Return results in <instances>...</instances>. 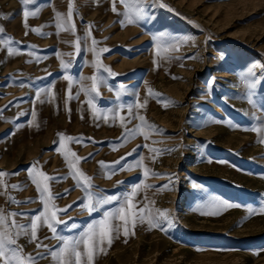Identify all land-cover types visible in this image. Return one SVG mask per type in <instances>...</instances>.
<instances>
[{
  "label": "rangeland",
  "instance_id": "1",
  "mask_svg": "<svg viewBox=\"0 0 264 264\" xmlns=\"http://www.w3.org/2000/svg\"><path fill=\"white\" fill-rule=\"evenodd\" d=\"M72 4L75 35L55 27L56 13L66 14L69 0H37V5H29L30 9L39 6L40 11L27 19L28 28L19 0H0V26L4 35L18 42L12 47L20 50L9 55L0 45V170L18 173L4 177L7 184L25 185L23 191L8 190L22 203H9L0 195V207L5 213L26 214L16 218L24 224L42 211L39 202H24L37 198L27 171L35 161L48 175L67 177L51 182L55 204L72 206L60 213L67 224L59 226L62 235H78L103 211L119 205L113 202L91 215L82 209L83 192L71 178L63 149L54 143L57 134L64 133L83 139V144H65L87 157L79 167L93 177L98 197L121 196L136 185H152L142 187L134 202L167 210L173 221L165 230L150 228L147 220L137 222L127 237L121 231L106 254L96 256L95 264H264V212L260 211L264 143L257 142V133L245 130L256 123L255 116L264 118V0H128L139 22L127 26L120 23L123 16L112 11V0H72ZM116 7L120 13L126 10L121 3ZM77 36L79 52L74 46ZM92 38L98 41L97 49H109L101 54V61L117 74L106 77L100 95L93 94L94 103L109 113L123 105L119 115L127 116L128 105L147 99L146 107L138 111L159 129L148 140L139 135L121 145L124 129L119 120L113 124L111 119H96L83 92L78 100H68L65 75L75 78L73 94L79 91L80 77L97 75L92 67L96 57L89 50ZM59 53H72L63 57L71 62L67 71L61 68ZM135 73L140 74L138 80V75L128 78ZM118 79H126L117 86L127 92L138 82L131 99H122L127 96L116 87ZM148 88L174 104L164 107L148 96ZM40 89L54 90L55 99L36 100ZM108 98L115 102L108 104ZM33 112L38 126L32 122ZM138 124L135 119L128 127ZM133 149L136 152L122 162L123 168L101 169L99 161H117ZM140 157L158 175L142 178L143 169L128 170V164L134 165ZM213 200L239 206H209ZM249 208L255 212L250 214ZM210 212L216 214H205ZM72 224L78 227L72 229ZM38 235L44 244L59 246L55 239H43L51 236L46 227ZM18 244L25 254L43 251L27 237H20ZM52 263L50 257L38 260V264Z\"/></svg>",
  "mask_w": 264,
  "mask_h": 264
},
{
  "label": "snow or ice",
  "instance_id": "2",
  "mask_svg": "<svg viewBox=\"0 0 264 264\" xmlns=\"http://www.w3.org/2000/svg\"><path fill=\"white\" fill-rule=\"evenodd\" d=\"M22 6V15L24 17L25 27L28 28L27 19L32 16L36 17L39 14V6L36 8H29V5H37V0H19ZM117 3L124 4L126 10L123 13H120L116 7ZM112 11L116 12L118 15L123 16V20L120 23L124 26L130 24H136L139 22V14L133 13L132 10L128 7V0H112ZM56 16L59 18L55 23V27L59 30L68 31L69 33L75 35V25L73 21V4L72 0H69L68 12L66 14L56 13ZM89 29L92 26H88ZM30 31L38 35H46L41 33L37 28H31ZM5 30L0 26V45H3L7 48L9 55H18L20 54L19 49H14L13 44L18 43L12 37H7L4 35ZM27 34V33H26ZM59 35V31L56 33ZM90 37V31L86 34L85 39L87 40ZM80 37H76L75 48L77 52L80 51ZM92 47L89 49L92 51L96 57L95 61L92 64V67L96 70L97 75L90 77H80L79 91L75 94L72 92L73 83L76 82L75 78L70 75H65L64 79L68 81L67 97L68 100L76 99L78 100L81 92L88 95L89 99L87 103L91 106L93 110L94 117L96 119L103 118L105 122H108L111 119L112 123L115 124L119 120L120 126L124 129L122 137L120 138V144L123 145L125 142L130 141L136 136L143 135L145 140H148L152 132H158L159 129L156 126L151 125L147 122L144 115H141L138 109L145 108L148 100L145 99L142 103L137 100L136 103L127 106V116L119 115V112L124 109V106L121 105L118 109L112 110L110 113L108 110L98 109L97 105L94 103V95L99 96L100 85L104 82L106 77H114L117 75L112 69L104 65L101 61V54L108 52L107 48L97 49L95 46L98 44L94 38H92ZM35 47V46H33ZM160 49H157V55H160ZM29 56H32L33 53H28ZM61 68L64 71H67L71 67L70 61H65L64 56H71L72 53H59ZM36 61L40 60L39 56L35 57ZM33 60H29L28 63H32ZM159 65H157L158 67ZM106 74V75H105ZM90 80L92 83L90 86H85L83 81ZM119 94V93H118ZM162 94L154 93L151 88H148V96L156 97L159 103H162L164 107H167L169 103H173L170 98L160 99ZM42 96L44 99H42ZM35 99L41 103L48 102L50 99H55V92L51 89H40L35 93ZM249 102L255 106V101L249 99ZM3 110H0L2 113ZM25 115V113H21ZM138 119L140 124L136 125L133 128H129L128 124L132 120ZM254 120L256 123L245 129L248 131H253L257 133L258 143H264V118L260 116H255ZM36 121L35 112L32 113V122L34 126ZM145 129H148L145 131ZM58 139L54 143H57L60 149H63L61 153L65 159L67 166L70 170L71 178L76 181V186L79 187L83 192L82 200V209L86 211L89 215L94 212H100L105 205H110L113 202L119 201V205L115 208H109L102 212L101 218L94 220L91 223L87 224L83 231L79 232L76 236H64L58 229L61 224L67 226L66 221L60 219V213H66L68 208L72 207L71 205L60 208L55 204L56 196L53 195L51 191V182L61 181L67 177H55L50 176L44 171L41 170L39 166V161H35L28 171V177L31 184H34L37 189V198L36 200H28L24 202H39L42 205V211L35 216L31 217L29 223L24 224L20 223L17 217L25 216L24 213L16 212H7L0 207V264H38L39 259L51 258L53 264H95V258L98 254H106V247H110L115 238H118L121 231L123 235L127 237L129 235L130 227L134 229L137 222L144 223L147 220V223L150 228H161L165 230V225H171L173 223L167 210H158L148 208L147 205L144 207H139L135 203V198L140 193L142 187H152V185H136L133 189L121 196H104L98 197L94 191L93 177L88 176L83 170L80 169L79 163L81 160H87V157H80L75 151H72L70 148H67L65 141L75 142L83 144V139L81 137H70L66 136L64 133L57 134ZM147 145H137V148L146 147ZM116 150V149H114ZM154 153H159L160 149H150ZM136 152V149H133L132 152L127 153L124 157H121L117 161L105 162L99 161L101 169H107L111 172L118 171L119 169L115 168V165H120L121 168L124 167V163L127 161V157L133 155ZM91 155V154H90ZM143 157H140L136 160L135 164H128V170H131L133 167L141 168L142 178H147L149 175H158L154 172H151L147 166L143 163ZM12 175H18V173H8L3 170H0V195L7 197V202L12 204L22 203L17 200L15 196H12L8 193V190L13 191H23L25 185H9L3 179L4 177H9ZM110 178V176L108 177ZM196 187V185H193ZM166 188L167 185L161 186ZM72 190H65L74 191ZM146 199V197H145ZM75 203V202H74ZM212 207L223 206V207H238L239 205L230 204L222 200H213L210 202ZM250 214L255 212L254 209H248ZM261 212H264V204L260 208ZM208 215H215L216 213L210 212L205 213ZM41 227H46L50 233V237H44L43 239H55L59 242L58 247L49 246L44 244L41 238L38 235L39 229ZM72 229H76L78 226L72 224L70 226ZM134 234V232H133ZM20 237H27L30 243H36L37 248H42L43 251L38 252L37 254H25L23 247L18 244ZM125 242H127L125 240Z\"/></svg>",
  "mask_w": 264,
  "mask_h": 264
},
{
  "label": "crops",
  "instance_id": "3",
  "mask_svg": "<svg viewBox=\"0 0 264 264\" xmlns=\"http://www.w3.org/2000/svg\"><path fill=\"white\" fill-rule=\"evenodd\" d=\"M132 70V69H131ZM135 75H138V77H137V80H138V78L140 77V74H137V73H135L134 75H130L128 78H131V77H133V76H135ZM128 78H126V79H128ZM110 79V78H109ZM126 79H118L117 81H116V87L119 89V90H121L122 92H124L125 93V96H127V97H125V98H122V99H126V100H128V99H131V97L129 96V94H133V89L136 87V84L138 83H136L135 85H132V86H129L128 87V89H130L129 90V92H127L126 90H124V89H122V88H120V87H118L117 85V82L119 81V80H126ZM106 81H107V79H106ZM108 82V81H107ZM128 84H134V80L133 81H129L128 82ZM107 83H106V87H107ZM105 93V92H104ZM113 102H115L113 99H111V98H108V104H112ZM109 109H113V106H110V108ZM53 264V263H52Z\"/></svg>",
  "mask_w": 264,
  "mask_h": 264
}]
</instances>
